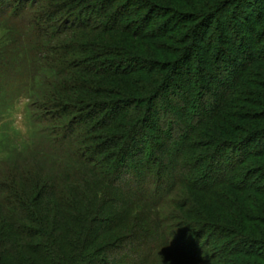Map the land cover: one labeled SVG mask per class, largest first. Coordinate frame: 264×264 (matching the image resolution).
Here are the masks:
<instances>
[{"label": "trees", "instance_id": "16d2710c", "mask_svg": "<svg viewBox=\"0 0 264 264\" xmlns=\"http://www.w3.org/2000/svg\"><path fill=\"white\" fill-rule=\"evenodd\" d=\"M251 1L0 0V264H264V0L244 60L216 17Z\"/></svg>", "mask_w": 264, "mask_h": 264}, {"label": "rangeland", "instance_id": "374dc122", "mask_svg": "<svg viewBox=\"0 0 264 264\" xmlns=\"http://www.w3.org/2000/svg\"><path fill=\"white\" fill-rule=\"evenodd\" d=\"M252 3L249 6H252L253 4V9L247 8L246 11L237 13L236 10H234V6L228 7L226 9L220 10V12L216 15V17L222 16V20L226 23L231 24L228 29L224 30L225 31V36L229 40L232 41L233 45L235 46L236 50L233 52V56L239 55L240 57H243L244 60V51L241 46L242 43L249 44L250 41H260L261 33H250L248 30L249 24H254L257 23L258 21V15L254 11L257 9L256 2L254 0L251 1ZM242 3L241 5H243ZM236 11V13H235ZM159 14H162L163 16H166L170 18V20L176 22V17L172 16L168 13V11H165L166 14L159 12ZM161 16V15H160ZM178 21V20H177ZM217 24V23H216ZM215 24V25H216ZM243 24V25H241ZM219 26V24L217 25ZM136 27H133L135 29ZM212 37H218L221 34V28L217 29H212L211 31ZM4 30L0 26V46L1 40L3 38ZM208 43V41L206 42ZM241 43V44H240ZM237 45V47H236ZM213 46L218 48L220 46V42L218 39H215L213 41ZM234 48V49H235ZM262 52V51H261ZM261 52L257 53L256 56H264ZM211 70L215 74L216 80H210L207 78V84H210V89L212 92L216 93L219 91L220 84L222 83V80H224L229 86H230V74L228 75L227 72H230L229 67L225 62H220L219 65L217 64V61L215 59H212L211 61ZM225 67L228 71H224L223 67ZM221 74H224L221 75ZM195 77L191 79V81L185 83V86H189L192 83H195ZM9 104V102H8ZM29 102L25 100L23 97L20 99H17L15 102H12L11 104L8 105L9 111L4 113V116L2 118V122L0 123V159H2L5 154H7L8 150L12 151V154L9 155V157L6 160V164L8 167L12 166L13 171H24L26 168L29 167L31 159L25 160V153L21 151L22 146L25 144L27 145V141L31 142L32 140V130H31V122L29 119V114L27 113V106ZM176 106L173 107L175 109ZM155 131L156 133H160L159 127L155 126ZM165 131V130H164ZM163 132V131H162ZM14 150H19L16 153ZM254 150V149H253ZM10 151V152H11ZM22 152V154L20 153ZM4 159V158H3ZM1 166V163H0ZM1 174V171H0ZM213 248V249H212ZM208 248L209 252H212L215 247ZM210 254V253H208Z\"/></svg>", "mask_w": 264, "mask_h": 264}]
</instances>
